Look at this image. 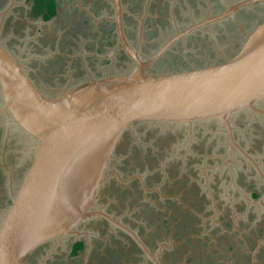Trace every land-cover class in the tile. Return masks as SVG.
Instances as JSON below:
<instances>
[{"label": "flooded vegetation", "instance_id": "af4514ba", "mask_svg": "<svg viewBox=\"0 0 264 264\" xmlns=\"http://www.w3.org/2000/svg\"><path fill=\"white\" fill-rule=\"evenodd\" d=\"M65 1L66 9L75 12L76 19L67 20L78 26L80 32H86L87 38L89 35L95 38L101 52H113L112 59L104 58L106 65L111 64L113 73L109 71L110 68L102 71L100 60L94 55L92 57L96 65L90 67L80 61L83 60L82 57H77L79 61L76 60L78 62L73 76L75 81L81 80L80 82L90 80L92 83L96 76L105 78L109 75H122L127 68L135 69L124 56L117 39V7L122 33L141 60L151 57L178 32L203 22L172 43L154 62L151 68L154 70L182 69L224 60L239 50L246 40L245 32L241 45L238 47L235 44L236 49L229 48L230 55H223L218 51L196 58L188 57L187 51H184H191L190 47H194L199 41L203 42L211 33L219 35L225 29L233 31L239 25L238 17L246 25L252 20H259L258 24L264 20V7L259 5H254L253 10L250 7L243 8L223 19H215L227 7L244 0H53L55 15L48 20H44L42 15H35V0H0V3L5 5L2 13L8 12L12 6L13 12L20 8L23 10L25 16L21 20L29 26H24L26 32L23 35L31 37L34 28L39 32L35 19L40 17L45 23L55 21L58 16L62 17ZM29 2L30 7H24ZM2 13L0 34L4 21L11 25L5 20V15L2 18ZM13 19L16 23L20 20L19 17ZM36 41L41 44L38 47L40 55H47L49 45L40 38ZM31 44L24 40L22 43L17 42L19 50L15 48L14 54L22 60L32 58L36 51L28 48ZM212 45L208 44L211 49ZM70 47L74 54L83 51V48L77 47L76 39ZM33 62L32 67L37 64L36 61ZM161 64L164 66L161 67ZM20 65L35 85L52 97L39 86L22 62ZM112 84L115 83L104 87ZM2 105L0 94V109ZM255 107L264 112V100ZM3 117L5 116H0V218L8 199L12 178L20 168L26 143L25 132L10 123L8 117H5L6 120ZM230 121L234 146L229 145L222 127L210 121L194 123L190 127L139 125L121 135L86 212L103 213L128 228L150 257L126 232L97 215L82 219L70 227V217L61 214L54 225V228L59 227V234L35 248L26 257L25 263L86 264V258L92 255L97 259L115 261V264L129 260L137 262L136 264H154L151 257L158 264H178L182 258L179 256V247L185 246V250L190 252L188 245L192 244L191 250L195 251L194 246L196 248L213 244L210 235L216 238L228 237L244 247V239L248 246L258 242L262 245L260 250L264 254V115L242 110L235 113ZM242 124L249 126L246 131ZM251 126L258 129L255 135ZM251 140L254 142H250ZM120 146L125 154L116 156V150ZM135 153L140 156L135 158ZM84 187L86 185L80 182L75 187L71 186V191L79 198ZM138 214L147 216L150 221L155 220L153 226L165 234L171 233V228H178L180 232L172 230V237L165 235V238L150 241L146 238V229L151 226L136 217ZM60 224L63 226L61 229ZM150 232L152 230L147 233ZM104 235L107 236L105 240L102 239ZM180 236L185 242H174ZM79 243L82 248L74 254L75 246ZM207 247L210 249V245ZM230 250L234 251L232 246H229ZM213 252L216 255L213 264H224L226 254L222 255L217 250ZM233 254L237 255V251ZM244 259V264H250L249 256L244 253L239 257L238 263L244 262ZM187 262L195 264L190 257L181 264Z\"/></svg>", "mask_w": 264, "mask_h": 264}, {"label": "water", "instance_id": "95a60500", "mask_svg": "<svg viewBox=\"0 0 264 264\" xmlns=\"http://www.w3.org/2000/svg\"><path fill=\"white\" fill-rule=\"evenodd\" d=\"M254 5L264 7V0L241 1L227 7L215 19ZM115 18L119 45L135 69L129 75L109 81L115 84L108 87L92 82L74 93L49 97L0 48L3 103L0 116L8 117L10 123L26 134L20 168L12 178L1 213L0 264H26V257L35 248L59 234V227L52 231L45 229L55 209H58L56 219L61 214L70 217V227L97 215L126 232L148 255L128 228L103 213L86 212L124 131L139 125L190 127L210 121L222 127L229 145L234 146L231 117L242 110L264 115L255 107L264 100V20L246 35L239 50L224 60L182 69L154 70L152 65L172 43L203 22L178 32L151 57L141 60L122 33L118 7ZM2 23L3 19L0 29ZM102 144V158L92 175H86L83 181L80 176L64 188L62 173L66 168ZM80 182L86 188L76 198L71 186ZM150 259L158 264L154 257Z\"/></svg>", "mask_w": 264, "mask_h": 264}, {"label": "rangeland", "instance_id": "374dc122", "mask_svg": "<svg viewBox=\"0 0 264 264\" xmlns=\"http://www.w3.org/2000/svg\"><path fill=\"white\" fill-rule=\"evenodd\" d=\"M64 5L62 6L63 9V14L62 17L58 16L57 19L54 20H49L45 23H43L39 19H35L34 23L36 26L39 28V32L37 28L33 29V34L31 37H24V33L26 32V29L24 26H27V23L25 24V21L23 19L21 20V17H24L23 10L21 8L13 12L12 7L8 12H5V20L9 21L11 25L8 23L6 24L4 21V26L2 29V32L0 34V48L2 51H4L7 55H9L11 58L14 57L15 60L18 62L21 61L23 63V67H25L27 70L31 71L33 78L36 80V82L39 84V86L46 90L47 93L52 96V97H57L62 94V92L66 93H74L76 90L84 88V87H89L92 85L91 81L86 82V80H82L83 82H80L81 80L74 79V71L77 65V62L79 61L77 57H82L83 60L80 59L82 63L85 65L89 66H95L96 62L93 59V55L97 57L100 60V69L102 71H106L112 66L106 65V62L104 61V58H111L112 59V51H105L101 52L100 48L97 46L95 38H92L91 35L87 38L86 32H80L79 27L76 25H72L70 21L67 19H72L75 21L76 19L74 18L75 12H71L70 10L66 9V4L67 2H63ZM79 4V3H78ZM77 4V5H78ZM22 3H20L19 6H21ZM30 7V2L27 4H24V7ZM5 5L0 3V17L1 13L4 10ZM251 10H253L254 7H250ZM65 10V11H64ZM250 10V9H247ZM80 11V10H79ZM79 11L77 12L79 14ZM248 13L250 11H247ZM3 14V13H2ZM3 17V16H2ZM14 17H19L20 20L16 23L15 20L13 19ZM65 20L67 22L65 23ZM14 22V23H13ZM237 22H239V25L236 29H233V31L229 30H223L220 31L219 35L211 33L210 36H207L205 40L201 43L195 44V46L190 47V50L188 51L185 50L184 52L187 51L188 57L193 56V57H202L203 55H210L211 53L218 52L224 54H229V48H234V45L238 44V47L241 45V43L244 40V35L248 34L250 30H252L259 22V20L256 21H251L249 25H246L245 22L239 20V17L237 19ZM31 23V22H30ZM245 32V34H244ZM76 34V35H75ZM213 34V35H212ZM245 35V36H246ZM37 38H40L42 42H45L46 44L49 45V48L47 49L48 53L47 55H40L38 47L41 46V44L36 41ZM79 40H78V39ZM76 39L77 42V47L83 48L82 52H74L71 51L72 47L70 45L72 42H74ZM26 41V43H32L30 49L33 51H36L32 54V58H25V60H22L20 56H17L14 54V49H18L17 47V42L22 43V41ZM207 45H206V44ZM213 44L212 49L208 46V44ZM52 47V48H51ZM237 47V48H238ZM27 53V52H26ZM186 56V55H185ZM184 56V57H185ZM212 56V55H211ZM31 57V54H30ZM14 60V61H15ZM78 60V61H76ZM36 61V65L34 67L33 64ZM20 62V64H21ZM164 66L161 64V67ZM87 68V67H86ZM79 69V68H78ZM90 69V68H89ZM113 68H110V72H114L112 70ZM133 71V69L127 68L125 73L122 75H109L108 77H101V76H96L93 80V82L98 83L99 87H104L107 84H110L112 82H109L111 80H115L118 77L121 76H126L129 75ZM74 81V82H72ZM73 83V84H72ZM4 120H6L5 117H3ZM237 119V117L235 118ZM243 125V130L246 131L249 126L242 124ZM251 131L254 133V135L258 132V129L254 126H251ZM250 142H254L251 140ZM164 144H162L163 146ZM124 153V149L122 146H120L116 150V156H122ZM140 154H134V157L137 158L139 157ZM9 173V172H8ZM83 178H81L82 180ZM75 181H72V183ZM136 217H139L141 220L145 221L148 226H151L146 229V238H149L150 241L152 240H158L159 238H165V235H170L172 237L173 231L179 233L180 229L176 228H171V233L165 234L162 230H159L158 228H155L153 226V223L155 220H149L147 216L142 215H136ZM134 218V216H133ZM143 222V224H145ZM142 223V221H140ZM176 222L174 221V224ZM158 227L160 225H157ZM173 226V225H172ZM162 228V227H161ZM149 230H152V232H149ZM173 230V231H172ZM107 238L106 235L102 236V239L105 240ZM211 239V242L213 244L210 245V249H208L207 246H202L199 243V247L194 246L195 251H192V244L188 245V248L190 252H187L185 250V246L180 248L179 250L181 251L180 256V261L178 264L184 263L186 259L189 257L194 260L195 264H213L215 260V252L213 250H217L221 252V254H226V259L223 260L224 264H244L238 263V259L241 256V254H246L249 256V262L250 264H264V254L260 250V247H262L261 244L258 242L248 246V242L244 239V244L246 247L241 246L242 244L240 243H235L234 240L228 238V237H220L216 238L215 236L209 237ZM186 239V238H185ZM185 242L184 238L180 236L179 239L175 238L174 242ZM194 244V243H193ZM175 245V243H173ZM150 246H152L150 244ZM165 246V245H164ZM229 246L233 247L234 251H237V255L233 254L232 250L229 251ZM98 246H96L97 248ZM260 250V252H259ZM172 255V253H171ZM96 256H92L89 258L87 257V262L86 264H115V261H109L107 259H97L95 258ZM123 262V263H122ZM121 264H136L137 262L133 260L129 261H120ZM189 264V262L185 263Z\"/></svg>", "mask_w": 264, "mask_h": 264}, {"label": "bare ground", "instance_id": "6f19581e", "mask_svg": "<svg viewBox=\"0 0 264 264\" xmlns=\"http://www.w3.org/2000/svg\"><path fill=\"white\" fill-rule=\"evenodd\" d=\"M102 146L98 145L96 148L90 150L87 154L81 155V158H77V160L73 161L72 166L70 165L69 168H66V170L62 173L63 178L62 181L64 182V188L67 186L68 183H71L72 181H76V179H79L81 176H86L90 173H92L94 167L97 166L98 162L100 161L99 158L101 157V151H102ZM82 173H85L84 175ZM92 175V174H91ZM84 179H82L83 181ZM68 184V185H67ZM58 212V209H55V214ZM53 215L51 219H48L45 229L47 231H52L56 230L54 228V224H56V215ZM58 215V214H57ZM55 222V223H54Z\"/></svg>", "mask_w": 264, "mask_h": 264}, {"label": "trees", "instance_id": "16d2710c", "mask_svg": "<svg viewBox=\"0 0 264 264\" xmlns=\"http://www.w3.org/2000/svg\"><path fill=\"white\" fill-rule=\"evenodd\" d=\"M35 15H42L44 20H48L55 15V4L53 0H35L33 5ZM82 248V244H77L73 253L79 251Z\"/></svg>", "mask_w": 264, "mask_h": 264}]
</instances>
